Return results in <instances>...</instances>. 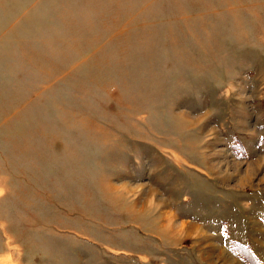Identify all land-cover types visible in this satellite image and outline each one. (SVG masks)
Masks as SVG:
<instances>
[{
	"label": "rangeland",
	"instance_id": "374dc122",
	"mask_svg": "<svg viewBox=\"0 0 264 264\" xmlns=\"http://www.w3.org/2000/svg\"><path fill=\"white\" fill-rule=\"evenodd\" d=\"M178 217L264 254V0H0V264H176Z\"/></svg>",
	"mask_w": 264,
	"mask_h": 264
},
{
	"label": "crops",
	"instance_id": "0c3cea01",
	"mask_svg": "<svg viewBox=\"0 0 264 264\" xmlns=\"http://www.w3.org/2000/svg\"><path fill=\"white\" fill-rule=\"evenodd\" d=\"M159 203H162L161 200H159ZM158 213L162 214L159 210ZM167 219L170 221L169 217ZM177 219L178 229L176 231L179 232V236L183 237L181 240L174 239L175 243L172 246L174 250L178 251L175 255L173 254V261L176 260V264H248L242 257L231 251L222 238L215 236L214 231L208 225L187 219L179 222V217ZM184 238L192 240L185 243L183 242ZM157 243L161 247L163 242L158 240ZM254 254L260 261L264 262V254L261 249L254 250ZM157 255L158 260L164 258L165 261L166 254L163 255L162 252H159Z\"/></svg>",
	"mask_w": 264,
	"mask_h": 264
},
{
	"label": "trees",
	"instance_id": "16d2710c",
	"mask_svg": "<svg viewBox=\"0 0 264 264\" xmlns=\"http://www.w3.org/2000/svg\"><path fill=\"white\" fill-rule=\"evenodd\" d=\"M239 245L241 248L237 247H231V251H233L234 253L238 254L240 257L243 258V260L248 263V264H264L262 261H260L256 255L254 254V252H252V250H250L248 247H246L245 245Z\"/></svg>",
	"mask_w": 264,
	"mask_h": 264
}]
</instances>
